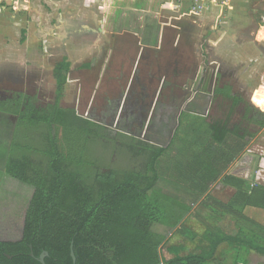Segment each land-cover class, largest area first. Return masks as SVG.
Masks as SVG:
<instances>
[{
	"label": "trees",
	"instance_id": "obj_1",
	"mask_svg": "<svg viewBox=\"0 0 264 264\" xmlns=\"http://www.w3.org/2000/svg\"><path fill=\"white\" fill-rule=\"evenodd\" d=\"M69 69L67 58L55 65L56 100L46 109L0 101L1 113L19 116L0 172V264H41L42 253L44 264H73L71 245L74 264L264 258V224L246 214L264 210V183L229 173L255 137L229 118L242 107L243 119L263 128L264 113L230 86L217 87L213 98L230 102L227 117L208 121L187 101L170 131L155 122L169 137L160 144L152 128L130 135L61 108ZM216 184L234 193L216 199L209 193ZM226 221L234 233L224 231Z\"/></svg>",
	"mask_w": 264,
	"mask_h": 264
},
{
	"label": "rangeland",
	"instance_id": "obj_2",
	"mask_svg": "<svg viewBox=\"0 0 264 264\" xmlns=\"http://www.w3.org/2000/svg\"><path fill=\"white\" fill-rule=\"evenodd\" d=\"M203 1L199 2L200 8L193 0H0V80L12 84L13 77L25 78L31 72L42 75L43 82L33 86V90L41 89V100L50 102L56 89L51 75L53 64L64 55L73 72L67 78L61 107L73 108L82 117L94 119L111 101H119L122 106L127 77L133 71L128 57H135L133 49L139 47L141 27L153 22L158 35H163L162 58L175 53L186 67L185 74H178L176 85L169 92L161 91L163 98L160 96L152 115L153 140L163 143L168 138L160 134L155 122L168 124L169 131L174 126L176 107L181 104L178 99L187 94L182 90L184 83L193 86L200 83L199 94L192 102L199 111H207L208 121L227 117L230 102L213 98L217 87L227 85L251 109L264 112V0H231L230 5L222 8L216 0ZM67 31L79 39L75 42L67 39L65 45L63 36ZM48 45L50 50H44ZM90 61H93L90 69L81 71L82 65H89ZM148 73H155V79L149 83L147 77L142 83L147 93L145 101L157 100L155 94L160 87L155 66L140 65V75ZM169 75L168 82L173 80L170 72ZM132 91L136 98L140 96L141 90L136 85ZM241 111V107L236 108L230 123L255 137L246 153L230 166L229 173L262 184L264 128L256 129L249 124ZM14 125L10 114L0 112V172ZM209 193L226 201L234 191L216 184ZM246 214L264 224V210L248 208ZM224 223L226 233L235 232L230 221ZM177 242L178 238L170 241ZM187 247L192 250L195 244ZM245 258L248 264H264V258L252 252Z\"/></svg>",
	"mask_w": 264,
	"mask_h": 264
},
{
	"label": "flooded vegetation",
	"instance_id": "obj_3",
	"mask_svg": "<svg viewBox=\"0 0 264 264\" xmlns=\"http://www.w3.org/2000/svg\"><path fill=\"white\" fill-rule=\"evenodd\" d=\"M156 28H155V23L153 22L147 23V24L144 23V25L141 27L139 31V36H138L139 38L138 46L139 47L137 49L136 48L133 49V53L135 57H128L132 60V64L130 67L133 71L127 77L128 85H127V88L125 89L127 93L124 92L122 94V98H124L122 100V106L120 107L119 101H111L109 102L106 109L102 112V114L101 113H99V115L95 114L96 117L94 116V119L91 118L92 121L99 122L100 124H105L107 127L113 128L117 132L119 131V132L130 134V135L131 134L135 135L138 132L144 133V135H146V133H148V131L152 128V115L154 114L156 105L162 94L161 91L165 89L167 92H169L170 88L176 85L175 80L178 77V74L179 75L185 74V69H186V67L181 64V61L178 58V56L177 57L175 56V53H173L172 56L169 58L168 57H165V59L162 58L163 53L165 52L163 51V47L161 43V39L163 35L161 36L160 34L158 35V30ZM67 33L69 35H67ZM67 33L65 32L63 36L65 45H66L67 39H70L73 42L79 39L78 36L72 35V32L67 31ZM62 44L63 43H61V45ZM47 49L50 50L49 45L45 47L44 50H47ZM138 50L139 52L137 54ZM126 52L129 53L128 49H126ZM64 54L66 55V50H64ZM154 54L157 57H155ZM63 58H66V56L63 55L60 60H58L57 62L53 64V68L51 71L53 80H54V76H53L54 67ZM88 64L89 65H85V66L82 65L84 68L81 69V71L87 72V70L90 69L93 63H91L90 61V63ZM142 64L143 65L146 64L150 67L155 66L156 80H158L159 87H160L159 90H157L158 93L156 92L155 94L158 97L157 100H149V101L146 100L145 101V99H147V93L142 88V83L146 82L144 80L145 78L147 79V77H150L149 83L150 82L152 83V81H154L155 79V73H153L152 75L148 73L147 75H144L145 77L142 76L143 74L140 75V65ZM180 66H182L183 68H181ZM72 72H73V69L70 68L66 74L67 78L68 76H70V74H72ZM169 72L171 73V76L173 77V80L171 78L170 82H168L167 80L170 77ZM29 74L30 75H28V77H25V78L13 77L14 79L13 78L11 79V81H13L12 84H6L3 82V80H0V101L1 102H9V100L19 101L20 102L19 108L21 109V111H23L26 106H28L29 108H35V109L42 110V109H46L47 106L49 105H53L56 100V93L53 95L54 96L53 100L48 102L46 100H41L40 98L41 89L37 88L35 91L33 90L35 88L33 86L37 87V83L43 82L44 80L43 76L38 75L35 72L34 73L31 72ZM5 80L8 81V79H5ZM135 85L136 87H139L141 90L140 96L138 98H136V96L132 94L133 86ZM146 87H149V85L146 84ZM183 88L184 89L182 90L185 91L187 94L185 95V97H181L178 99V101L179 100L181 101L180 107H176V110H178V114H179V110L182 108V106H184V104L187 101H191L192 99H194V96L196 94H193V93H196L197 91L199 92L201 89V86H200V83L194 86L193 84L187 85L184 83ZM5 89H8L10 92L6 93ZM231 94L241 97L239 94L234 93V91H232ZM150 95L151 94H149V96ZM172 95L174 94L172 93ZM162 98L163 97L161 96V99ZM242 99L245 100L244 98ZM61 100H62V97L59 100L60 107H61ZM160 102H162V100ZM61 108H64V107H61ZM66 109H72L76 112V110L73 108L66 107ZM259 112L264 113L263 111H259ZM76 114L79 115L77 112ZM11 116L15 120V125H14V128H15L17 125L19 116L18 115H11ZM84 118H87V117H84ZM253 126L256 129H260L257 125H253ZM154 133H156V130L154 131ZM167 139L164 140L165 143Z\"/></svg>",
	"mask_w": 264,
	"mask_h": 264
},
{
	"label": "built area",
	"instance_id": "obj_4",
	"mask_svg": "<svg viewBox=\"0 0 264 264\" xmlns=\"http://www.w3.org/2000/svg\"><path fill=\"white\" fill-rule=\"evenodd\" d=\"M17 2H21L22 0H14ZM194 4H196L198 7H202V5L199 6V2H204L203 0H193ZM230 0H216L217 5H219L220 8L224 7V6H228L229 5ZM193 10H196L195 7L192 8Z\"/></svg>",
	"mask_w": 264,
	"mask_h": 264
},
{
	"label": "water",
	"instance_id": "obj_5",
	"mask_svg": "<svg viewBox=\"0 0 264 264\" xmlns=\"http://www.w3.org/2000/svg\"><path fill=\"white\" fill-rule=\"evenodd\" d=\"M31 256H32V254H31ZM45 257H47V253H42L40 256H39V262L41 263V264H44V258ZM70 258H71V260H72V263L74 264V262H75V258H74V255H73V252H72V245L70 246Z\"/></svg>",
	"mask_w": 264,
	"mask_h": 264
},
{
	"label": "crops",
	"instance_id": "obj_6",
	"mask_svg": "<svg viewBox=\"0 0 264 264\" xmlns=\"http://www.w3.org/2000/svg\"><path fill=\"white\" fill-rule=\"evenodd\" d=\"M230 2H231V0H230ZM230 2H229V5H230ZM258 30H261V28H259ZM258 32L259 31H257V34H258ZM159 33V32H158ZM93 61H91V63H92ZM95 62V61H94ZM253 253V252H252Z\"/></svg>",
	"mask_w": 264,
	"mask_h": 264
}]
</instances>
